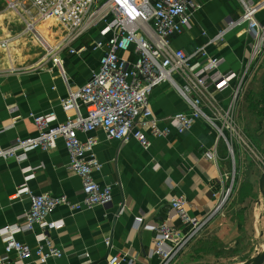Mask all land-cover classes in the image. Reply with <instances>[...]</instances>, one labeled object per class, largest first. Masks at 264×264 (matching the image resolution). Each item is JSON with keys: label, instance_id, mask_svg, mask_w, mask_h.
<instances>
[{"label": "built area", "instance_id": "obj_1", "mask_svg": "<svg viewBox=\"0 0 264 264\" xmlns=\"http://www.w3.org/2000/svg\"><path fill=\"white\" fill-rule=\"evenodd\" d=\"M238 1L240 16L230 21L218 38L226 31L242 26L251 37V50L241 73L221 71L223 60L210 57L205 46L190 52L173 46V39L189 28L191 16L198 10L191 0H12L7 3L9 11L27 15L26 31L29 26L34 31L41 23L55 24L57 29H61L54 47L44 41L45 47L39 44L43 47L45 60L57 55L51 61L64 82L66 77L59 54L63 51L76 53L75 43L91 31H95L97 36L91 40L88 50L100 51L101 56L98 68L88 82L74 91L69 89L67 97L60 102L66 113L73 112V117L53 125L56 122L53 114H30L36 136L16 139L6 148L0 146L1 160L19 164L32 151H52L61 139L69 156L68 170L79 177L82 184V199L73 205H68L64 197L35 195L21 186L12 198L26 195L29 209L18 224L0 234L3 245L0 264H46L50 259L61 258L63 252L46 233L62 229L64 222L46 221V217L63 205L79 211L111 202L112 187H101L93 178L102 167L94 154L98 141L92 136L82 140L79 135L101 130L107 140L125 142L132 138L143 149H148L147 134L159 138L165 137L169 131L167 127H160L149 106L153 89L159 85L172 87L186 106L185 111L166 120L169 128L178 135H184L195 121L202 120L216 134L211 150L204 154L205 158L216 162L219 140L224 141L232 155L231 142L226 136L239 135L234 119L235 106L242 94L244 79L264 46V24L256 19L264 7V0L258 3ZM33 37L37 40L34 34ZM37 37L42 41L41 35ZM5 46L6 42H2L1 47ZM226 89H230V97L228 104L222 106L215 94ZM238 138L243 140L241 136ZM28 170L31 169L21 171ZM229 193L230 189H225L220 183L219 188L212 191L213 209L201 219L188 214L184 198L172 199L170 211L179 227L168 223L149 227L153 233V249L149 251V257H157L159 264H172L204 226L222 213ZM135 220L140 223L142 218ZM35 229L40 233L35 237L34 247L16 239L17 235ZM104 245L111 247L108 239L104 240ZM11 254H14L13 260ZM106 264L134 262L125 254H115L107 258Z\"/></svg>", "mask_w": 264, "mask_h": 264}, {"label": "crops", "instance_id": "obj_2", "mask_svg": "<svg viewBox=\"0 0 264 264\" xmlns=\"http://www.w3.org/2000/svg\"><path fill=\"white\" fill-rule=\"evenodd\" d=\"M191 1L198 6V10L191 16L189 28L173 39V46L185 52L205 46L210 57L223 60L221 71L241 73L251 50V37L242 26L234 27L218 38L228 23L240 16L239 1ZM250 1L258 3L263 0ZM256 19L261 25L264 24V7L256 15ZM96 36V32L91 31L75 43L76 53L63 51L59 54L66 82L60 77L50 58L45 60L44 51H33L24 41L21 42L22 35L0 38L1 147L10 146L16 139L36 136L30 114H53L56 121L53 125L74 116L73 112L66 113L60 102L67 97L69 89L74 91L85 85L98 68L101 52L88 50L91 40ZM2 42H6L5 48L1 47ZM255 62L256 60L253 64ZM251 67L235 106L237 134V106L249 81ZM233 85L234 82L231 86ZM261 94L256 96L260 100ZM229 97L230 89L215 94L222 106L228 104ZM249 103H254V100ZM149 106L159 120L160 127H167L169 131L165 137L159 138L147 134L150 147L146 150L132 138L125 142L107 140L101 130L90 135H79L82 140L92 136L98 141L94 154L102 167L98 173H94L93 178L101 187H112L111 202L107 205L79 211L70 209L68 205L79 203L82 199V184L80 178L68 170L69 156L61 139L56 142L52 151H32L19 164L0 159V234L18 224L29 209L26 195L12 198L24 185L32 194L64 197L68 203L57 207L46 217V221L64 222L62 229L46 233L63 252V256L50 259L46 264H106L107 258L115 254H125L134 264H159L157 257H149V251L153 249V233L149 227L162 223L179 227L170 211V201L177 197L185 199L190 216L203 218L215 205L212 191H216L220 183L226 189L229 174L223 164L226 161L223 151L220 155L224 141H218L215 163L204 156L216 140L215 132L207 123L195 121L191 130L184 135H178L168 127L166 120L170 116L186 110L184 102L172 87L167 84L155 87ZM250 108L253 107L250 105ZM238 136H230L232 149L234 141L239 144ZM225 147L227 149L226 145ZM228 153L230 154L229 151ZM24 168L31 170L23 173L21 170ZM234 181L235 185L239 184V180L233 178L231 188ZM140 217L142 221L136 223L135 219ZM39 233L40 230L35 229L33 232L17 235L16 239L34 247L35 237ZM106 239L111 243L110 248L104 245ZM2 254L3 245L0 241V255ZM10 258L13 260L14 254Z\"/></svg>", "mask_w": 264, "mask_h": 264}, {"label": "rangeland", "instance_id": "obj_3", "mask_svg": "<svg viewBox=\"0 0 264 264\" xmlns=\"http://www.w3.org/2000/svg\"><path fill=\"white\" fill-rule=\"evenodd\" d=\"M10 1L12 0H0V38L22 35L21 42L24 41L33 51H43L38 39L26 31V23L29 22L27 15L7 9ZM36 26L43 29L54 47L61 29L44 23ZM263 53L261 51L251 67L249 81L237 106L236 124L243 141L238 140L239 144L233 142L232 155L228 153L225 144H221L220 155L223 151L226 157L223 164L229 174L226 187L230 189L224 201L223 212L204 226L172 264H243L264 247V202L258 191L264 162V110L260 109V98H257L264 88ZM54 58L56 56L53 55L49 60ZM251 100L254 103H249ZM226 138L230 142V138ZM236 149L239 151L236 152ZM233 178L239 180V184L236 186L234 181L231 188Z\"/></svg>", "mask_w": 264, "mask_h": 264}, {"label": "water", "instance_id": "obj_4", "mask_svg": "<svg viewBox=\"0 0 264 264\" xmlns=\"http://www.w3.org/2000/svg\"><path fill=\"white\" fill-rule=\"evenodd\" d=\"M258 191L264 202V162L262 166V174L258 181ZM194 264H207V263H194ZM243 264H264V248L255 257L249 259Z\"/></svg>", "mask_w": 264, "mask_h": 264}, {"label": "bare ground", "instance_id": "obj_5", "mask_svg": "<svg viewBox=\"0 0 264 264\" xmlns=\"http://www.w3.org/2000/svg\"><path fill=\"white\" fill-rule=\"evenodd\" d=\"M55 24H53V26H54ZM52 26V27H53ZM27 31H29L31 34H34V36H36V38L38 39V42L42 45V46H46L45 45V43L46 44H48V45H51L50 44V41L48 40V38H47V36H46V34L43 32V29L42 28H37V30H36V28H34V31H36V32H34V31H32V26H29L28 27V29H27ZM38 34L39 35H41V38H42V41L37 37L38 36ZM45 43H44V42ZM51 53L49 52V55H50ZM264 248V247H263Z\"/></svg>", "mask_w": 264, "mask_h": 264}, {"label": "trees", "instance_id": "obj_6", "mask_svg": "<svg viewBox=\"0 0 264 264\" xmlns=\"http://www.w3.org/2000/svg\"><path fill=\"white\" fill-rule=\"evenodd\" d=\"M261 93H262V94H261L260 107L262 108V110H264V88H263V90H262ZM261 108H260V109H261Z\"/></svg>", "mask_w": 264, "mask_h": 264}]
</instances>
